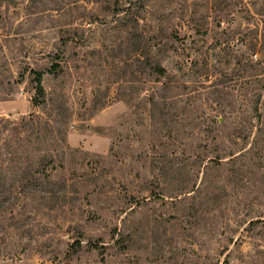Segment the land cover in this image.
Wrapping results in <instances>:
<instances>
[{
    "label": "rangeland",
    "instance_id": "1",
    "mask_svg": "<svg viewBox=\"0 0 264 264\" xmlns=\"http://www.w3.org/2000/svg\"><path fill=\"white\" fill-rule=\"evenodd\" d=\"M0 264H264V0H0Z\"/></svg>",
    "mask_w": 264,
    "mask_h": 264
},
{
    "label": "trees",
    "instance_id": "2",
    "mask_svg": "<svg viewBox=\"0 0 264 264\" xmlns=\"http://www.w3.org/2000/svg\"><path fill=\"white\" fill-rule=\"evenodd\" d=\"M59 67L58 64H55L51 70H48L51 73H54L55 75L58 73L57 68ZM155 70L157 72L164 74L166 73V70L160 66H156ZM34 74L33 77V83H34V89H35V97L33 98V104L35 106H41L46 102V90L44 88V85L42 83V78L44 73L42 71H32ZM25 118V117H24ZM20 170V169H19Z\"/></svg>",
    "mask_w": 264,
    "mask_h": 264
}]
</instances>
